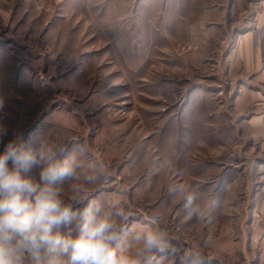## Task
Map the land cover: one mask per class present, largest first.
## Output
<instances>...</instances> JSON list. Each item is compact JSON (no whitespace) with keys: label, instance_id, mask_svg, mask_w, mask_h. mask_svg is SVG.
<instances>
[{"label":"rangeland","instance_id":"obj_1","mask_svg":"<svg viewBox=\"0 0 264 264\" xmlns=\"http://www.w3.org/2000/svg\"><path fill=\"white\" fill-rule=\"evenodd\" d=\"M246 35L264 54V0H0V123L97 165L62 196L80 189L74 211L118 201L126 255L151 227L167 242L151 264H257L264 134L235 104L252 73L242 59L231 70Z\"/></svg>","mask_w":264,"mask_h":264},{"label":"clouds","instance_id":"obj_2","mask_svg":"<svg viewBox=\"0 0 264 264\" xmlns=\"http://www.w3.org/2000/svg\"><path fill=\"white\" fill-rule=\"evenodd\" d=\"M8 137V127L0 123V264H151L153 254L165 249L164 234L145 227L133 237L134 254H125L121 222L128 215L118 201L115 211L102 210L95 202L74 211L73 206L83 202L76 189L71 203L65 202L61 186L72 180L95 182L97 165L85 170L74 155L65 156L59 143L33 150L22 132ZM33 167L39 169L38 182L25 175ZM196 199V194L187 193L185 207L193 210ZM183 264L204 261L193 252Z\"/></svg>","mask_w":264,"mask_h":264},{"label":"crops","instance_id":"obj_3","mask_svg":"<svg viewBox=\"0 0 264 264\" xmlns=\"http://www.w3.org/2000/svg\"><path fill=\"white\" fill-rule=\"evenodd\" d=\"M259 38V37H258ZM254 38L253 35L244 36V44H242V39L238 43V56L234 59V64L231 67V70L234 69V66L239 67L238 59H242L244 69L251 72V78L248 80H242L238 84L240 91H237L235 104L242 110L245 107H248L252 112L250 117L251 124V135L259 136L264 134V54L262 44L260 45V40ZM234 54V52H230ZM248 108H245L248 110ZM262 189L256 192V202L255 204L261 201L260 195L263 194L264 184L262 183ZM259 195V196H258ZM262 203H264V196L262 198ZM264 241V238L263 240ZM257 264H264V247L261 246L259 252V258Z\"/></svg>","mask_w":264,"mask_h":264}]
</instances>
